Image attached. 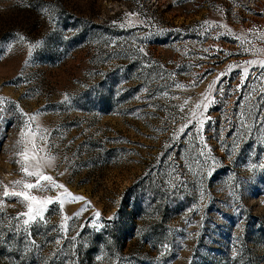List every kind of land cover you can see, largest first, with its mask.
Instances as JSON below:
<instances>
[{
	"label": "rangeland",
	"instance_id": "1",
	"mask_svg": "<svg viewBox=\"0 0 264 264\" xmlns=\"http://www.w3.org/2000/svg\"><path fill=\"white\" fill-rule=\"evenodd\" d=\"M261 62L264 0H0V264H264Z\"/></svg>",
	"mask_w": 264,
	"mask_h": 264
},
{
	"label": "snow or ice",
	"instance_id": "2",
	"mask_svg": "<svg viewBox=\"0 0 264 264\" xmlns=\"http://www.w3.org/2000/svg\"><path fill=\"white\" fill-rule=\"evenodd\" d=\"M21 39H23V37H21ZM30 54H31V52H30ZM247 63L252 64L255 62L249 61ZM260 66L262 68H264V62H261ZM247 74H248L247 69H245V76H247ZM178 87H179V85H178ZM66 99H67V97H66ZM200 106H201L200 104H197L196 109H199ZM205 107H206V105H205ZM0 111H2V109H0ZM195 118H196V111L194 110L192 113V119H195ZM0 119H2V117H0ZM35 119H36L35 115L28 116V120L25 121L24 129L21 130L20 139L17 141L18 144H21V143H25V140H27L28 144L33 145V147L31 149H29L27 146L24 148L23 152L20 153V155L22 156L23 159L21 161H18V162L21 163V165H22L21 170L25 174V176L36 177V183L35 184L24 183L23 187H24V189H27V190H31L33 188H36V189H39L41 191L47 190L49 187L63 188V185L57 184L55 182V180L53 179V177L43 174L42 171L40 170L41 164L42 163H50L51 157L44 158V157H39L37 155V153L40 151H43V149H39L34 143V138L36 137L37 133L31 131V125H30L29 121H35ZM192 119H189L187 121V123H185L181 127V129H180L181 132H184L185 129L189 128V126L192 124ZM198 123L202 124L203 121H198ZM25 129H28V131H25ZM39 138L41 140L46 139V137H43V136H40ZM29 152L32 153L31 157H29V155H28ZM29 160L35 161V163H30ZM43 181H47L49 183L47 185H44L42 183ZM15 183L19 184L21 182L17 181ZM9 195L22 196L23 201H31L32 203L28 204V211L26 213L22 214V215H29L30 214L31 217H38L40 215V213L44 210L43 205H46V204L53 202L49 198H39L36 196H31L27 192H19V193H11L10 194L9 192L5 191L4 197L7 198ZM63 196L66 198H70L72 200L83 199L82 197L72 196L71 193H67L66 191H65V193H63ZM83 210L84 209H82L81 211H83ZM75 215L78 216L79 213H77ZM99 215H100L99 213L95 214L96 217H99ZM24 223H25V225H27L30 223V220L26 219L24 221Z\"/></svg>",
	"mask_w": 264,
	"mask_h": 264
}]
</instances>
